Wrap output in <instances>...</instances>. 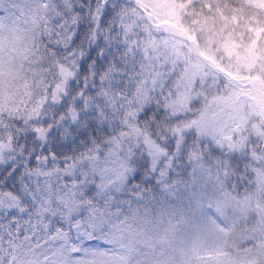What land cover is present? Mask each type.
Instances as JSON below:
<instances>
[{
    "label": "snow or ice",
    "instance_id": "6c2138e0",
    "mask_svg": "<svg viewBox=\"0 0 264 264\" xmlns=\"http://www.w3.org/2000/svg\"><path fill=\"white\" fill-rule=\"evenodd\" d=\"M249 7L0 0V264H264Z\"/></svg>",
    "mask_w": 264,
    "mask_h": 264
},
{
    "label": "trees",
    "instance_id": "16d2710c",
    "mask_svg": "<svg viewBox=\"0 0 264 264\" xmlns=\"http://www.w3.org/2000/svg\"><path fill=\"white\" fill-rule=\"evenodd\" d=\"M246 15L258 16L261 20H264V9H260L257 7H249L246 11Z\"/></svg>",
    "mask_w": 264,
    "mask_h": 264
}]
</instances>
